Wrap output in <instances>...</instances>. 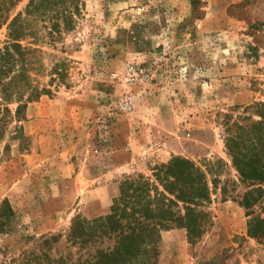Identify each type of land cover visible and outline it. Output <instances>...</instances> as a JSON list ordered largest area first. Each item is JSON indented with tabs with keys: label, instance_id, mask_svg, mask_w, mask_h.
Returning a JSON list of instances; mask_svg holds the SVG:
<instances>
[{
	"label": "rangeland",
	"instance_id": "rangeland-1",
	"mask_svg": "<svg viewBox=\"0 0 264 264\" xmlns=\"http://www.w3.org/2000/svg\"><path fill=\"white\" fill-rule=\"evenodd\" d=\"M79 4L54 43L35 24V83L51 90L27 103L22 134L12 138V123L0 146V204L11 203L18 228L7 239L58 233L63 246L76 215L110 212L127 175L161 189L155 166L182 156L207 172L210 222L193 241L183 226L163 229L157 263L264 264V194L242 204L249 185L223 136L226 117L264 116V0ZM7 34L8 21L0 46ZM56 63L62 81L51 80Z\"/></svg>",
	"mask_w": 264,
	"mask_h": 264
},
{
	"label": "trees",
	"instance_id": "trees-1",
	"mask_svg": "<svg viewBox=\"0 0 264 264\" xmlns=\"http://www.w3.org/2000/svg\"><path fill=\"white\" fill-rule=\"evenodd\" d=\"M19 1L0 0V24L8 21L7 39L0 46V146L12 123V138L22 134L18 123L27 103L51 90L35 83V73L42 70L37 58L41 49L35 47V39H39L35 24L42 22L54 43L57 35L73 27L80 9L79 0H29L23 11L11 17ZM27 36H34L33 43H24ZM50 73L56 75L51 76L52 81H62V63H56ZM226 118L224 143L241 180L249 185L242 201L249 209L264 194V116L245 123ZM155 169L161 189L148 177L127 175L110 212L90 219L76 215L63 246L58 233H22L19 245L8 240L18 231L13 222L16 213L8 200L2 201L0 264H158L163 229L183 226L190 241L206 230L210 216L203 206L210 200L211 189L207 172L188 158L173 156Z\"/></svg>",
	"mask_w": 264,
	"mask_h": 264
},
{
	"label": "crops",
	"instance_id": "crops-1",
	"mask_svg": "<svg viewBox=\"0 0 264 264\" xmlns=\"http://www.w3.org/2000/svg\"><path fill=\"white\" fill-rule=\"evenodd\" d=\"M171 232H172V230H171ZM171 232H170V233H171ZM163 237H164L163 234H161V239H160V242H159L160 244L163 242ZM160 246H161V245H160Z\"/></svg>",
	"mask_w": 264,
	"mask_h": 264
}]
</instances>
